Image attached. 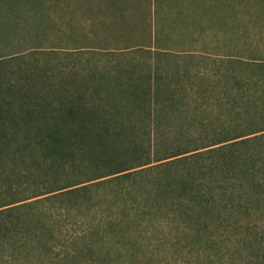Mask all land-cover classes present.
Wrapping results in <instances>:
<instances>
[{
  "label": "trees",
  "instance_id": "trees-1",
  "mask_svg": "<svg viewBox=\"0 0 264 264\" xmlns=\"http://www.w3.org/2000/svg\"><path fill=\"white\" fill-rule=\"evenodd\" d=\"M22 57L0 56V264L191 243L264 264V56H225L234 85L194 106L186 68L67 81ZM65 213L84 225L59 251Z\"/></svg>",
  "mask_w": 264,
  "mask_h": 264
},
{
  "label": "rangeland",
  "instance_id": "rangeland-1",
  "mask_svg": "<svg viewBox=\"0 0 264 264\" xmlns=\"http://www.w3.org/2000/svg\"><path fill=\"white\" fill-rule=\"evenodd\" d=\"M42 1L0 0V56L21 53L23 66L37 62L67 81L90 71L108 77L133 68H186L192 77L186 84L191 86L182 90L191 97L186 102L194 106L202 90L215 85L217 96L219 89L234 85L236 69L229 71L230 66L220 61L225 56H264V0ZM246 76L255 79L252 70ZM59 221L62 251L72 247V238L84 224L68 213ZM205 246L126 249L114 245L109 256L106 251L99 259L73 264H223V258L229 264L239 262L238 247L226 243V251L220 253L206 251Z\"/></svg>",
  "mask_w": 264,
  "mask_h": 264
}]
</instances>
